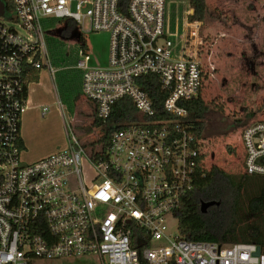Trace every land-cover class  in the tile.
<instances>
[{
	"label": "built area",
	"instance_id": "obj_1",
	"mask_svg": "<svg viewBox=\"0 0 264 264\" xmlns=\"http://www.w3.org/2000/svg\"><path fill=\"white\" fill-rule=\"evenodd\" d=\"M173 1L0 0V264L85 255L101 264H264V247L186 241L167 231L166 218L213 160L182 104L199 95L207 71L200 23L188 20V8L181 23L172 21ZM253 1L264 9V0ZM61 21L74 23L79 36L108 35L104 67L90 64L82 44L74 66L101 127L111 126L119 99L130 100L136 114L110 135L103 155L99 143L77 140L65 120V147L23 164L26 79L41 70L55 78L46 38L57 37ZM146 75L166 95L162 115L136 82ZM239 141L242 172L264 176V120L245 126ZM84 163L94 173L87 181Z\"/></svg>",
	"mask_w": 264,
	"mask_h": 264
},
{
	"label": "rangeland",
	"instance_id": "obj_2",
	"mask_svg": "<svg viewBox=\"0 0 264 264\" xmlns=\"http://www.w3.org/2000/svg\"><path fill=\"white\" fill-rule=\"evenodd\" d=\"M212 18L200 24L197 36L204 40L203 61L208 78L201 95L210 111L207 117L209 149L213 164L226 172L237 174L242 171L243 151L239 141L240 131L247 125L264 120V9L253 0H207ZM187 3L175 0L169 4L170 18L181 23ZM16 31V24L7 23ZM58 24L55 23L54 26ZM84 30L88 29L87 22ZM84 42L92 66H105L108 58V35L106 33H84ZM51 64L55 70L54 82L45 70L39 79L28 85V103L35 106L22 117L21 127L26 125L28 134L24 140L26 154L21 162H36L61 150L66 145V134L53 85L58 90L67 123H72L73 136L81 143L96 138V130L86 133L79 127L92 121L93 106L81 94L78 72L74 70L79 58V45L73 40H61L54 36L47 38ZM60 77L62 80H60ZM68 78L65 81V78ZM66 78V79H67ZM79 93V99L73 101ZM65 94V95H64ZM49 111L41 116V107ZM26 117V119H24ZM237 121L244 123L239 126ZM22 130V129H21ZM229 148V149H228ZM232 149L233 152L229 150ZM41 155L40 158H34ZM82 174L85 181L93 176L92 168L84 163ZM264 180V176L256 177ZM253 188L247 187L245 199L253 195ZM264 216V215H263ZM250 220V219H249ZM248 218L246 222H249ZM251 222V221H250ZM168 233L176 236L177 219L166 218ZM34 264H101L95 255L36 260Z\"/></svg>",
	"mask_w": 264,
	"mask_h": 264
},
{
	"label": "trees",
	"instance_id": "obj_3",
	"mask_svg": "<svg viewBox=\"0 0 264 264\" xmlns=\"http://www.w3.org/2000/svg\"><path fill=\"white\" fill-rule=\"evenodd\" d=\"M184 1L191 11L188 14L189 21H196L201 24L205 20L208 23V19L212 18V10H210L207 0ZM57 24L55 27L61 30L59 36L56 31L57 38L67 40L74 33L77 35V39L73 41L78 45L82 44L83 50L87 51L84 38L77 34L74 23L61 21ZM64 24L69 31L63 35ZM201 41L203 46L205 41L203 39ZM39 73L40 71H32L26 79L27 83H36L39 79ZM207 78L208 71L204 75L202 87ZM136 82L139 88L150 98L154 110L158 115H162V105L166 95L160 90L157 78L153 75H146L139 77ZM202 87L195 99L182 104L187 110V119L192 125L191 131L195 136L206 139L204 145L209 151L207 117L210 107L202 98ZM79 96V93L75 94L73 101L79 99ZM135 114L136 110L132 102L127 98H122L111 107V126L101 127L93 109L91 123H86L79 128L86 133L96 130L97 136L92 142H89L88 146L93 147L94 142L99 143L102 147L101 155H103L110 135L132 122ZM237 122L239 126L244 125L241 121ZM229 151L233 152L232 149ZM201 168L203 171L199 172L195 178L193 189L181 200L179 208L173 213L174 218L177 219L178 237L186 241L213 242L220 245L252 243L264 247V180L256 179L258 175H247L242 171L237 174L229 173L211 163L207 164L206 161ZM249 186L253 188L254 192L251 197L245 199V193ZM202 202H217L218 204L208 207L202 213L199 209ZM247 218L250 219L249 222H246Z\"/></svg>",
	"mask_w": 264,
	"mask_h": 264
},
{
	"label": "crops",
	"instance_id": "obj_4",
	"mask_svg": "<svg viewBox=\"0 0 264 264\" xmlns=\"http://www.w3.org/2000/svg\"><path fill=\"white\" fill-rule=\"evenodd\" d=\"M39 75H40V73H39ZM48 76L50 77V75L48 74ZM79 77V76H78ZM51 78V77H50ZM62 78H64V77H60V80H62L61 82H62V84H63V79ZM67 78V77H66ZM65 78V81H67L68 80V78L66 79ZM51 80H52V82H54V79H52L51 78ZM31 84H34V83H31ZM28 89V88H27ZM53 91H54V95H55V97H56V99L57 100H60L61 101V98L60 97H62V96H60V94H59V92H58V90L56 89V87L53 85ZM80 91V90H79ZM65 95V94H64ZM61 103H62V101H61ZM43 107V106H42ZM42 107L40 108V110H41V116H44V115H42ZM45 107H48V106H45ZM36 109V107L35 106H32L31 105V103L29 102L28 103V90H27V108H26V110H25V112H24V114H23V117H24V115L26 116L27 115V112L28 111H30V110H35ZM48 111H49V107H48ZM47 111V112H48ZM59 111H60V116H61V118H62V120H64V122H65V117H64V114H63V110H60L59 109ZM24 119H26V117L24 118ZM64 122H63V126H64ZM21 140H22V144H23V153H22V155L25 153L26 154V149H25V144H24V140L26 139V137H27V134H28V128H26V125L24 126V123H23V128L21 127ZM40 156L41 155H38V156H36V157H34V158H40Z\"/></svg>",
	"mask_w": 264,
	"mask_h": 264
},
{
	"label": "water",
	"instance_id": "obj_5",
	"mask_svg": "<svg viewBox=\"0 0 264 264\" xmlns=\"http://www.w3.org/2000/svg\"><path fill=\"white\" fill-rule=\"evenodd\" d=\"M1 14H2V7L0 5V15ZM60 34H61V30L58 29L57 30V35L59 36ZM76 39H77V35H74V33H72L71 36L69 37V40H76ZM217 204H218L217 202H207V203L202 202L200 204V208L199 209H200V211L202 213H204L208 207L213 206V205H217ZM257 254H258V252H256V255Z\"/></svg>",
	"mask_w": 264,
	"mask_h": 264
},
{
	"label": "flooded vegetation",
	"instance_id": "obj_6",
	"mask_svg": "<svg viewBox=\"0 0 264 264\" xmlns=\"http://www.w3.org/2000/svg\"><path fill=\"white\" fill-rule=\"evenodd\" d=\"M68 31H69V29H67V26L64 24V26H63V31H62L63 35H64V34H67Z\"/></svg>",
	"mask_w": 264,
	"mask_h": 264
}]
</instances>
